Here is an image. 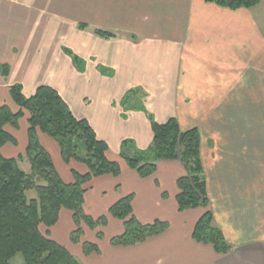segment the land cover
Instances as JSON below:
<instances>
[{
  "label": "crops",
  "instance_id": "0c3cea01",
  "mask_svg": "<svg viewBox=\"0 0 264 264\" xmlns=\"http://www.w3.org/2000/svg\"><path fill=\"white\" fill-rule=\"evenodd\" d=\"M97 29L116 38L103 39ZM65 49L85 62L83 71ZM4 64L10 73L4 78L0 71V104L19 110L10 95L14 85L28 98L41 86L52 87L120 164L119 177L90 183L84 206L89 216H108L114 204L133 195L140 223L168 224L143 243L113 246L125 227L108 217L101 240L98 231L84 228L83 241L99 249L90 256L71 241L76 226L69 210L61 211L54 227L42 226L43 234L82 264H264V0L236 11L205 0H0V67ZM132 88L145 92L158 123L176 118L183 132L200 131L210 210L230 254L194 240L204 210L179 211L178 180L187 174L180 161H160L155 176L143 179L121 159L125 140L140 150L154 140L144 112L124 117L120 102ZM28 128L25 117L19 131L9 129L17 146L2 150L6 158L23 155L19 165L25 162ZM38 137L64 183H74L73 172L88 173L83 164L64 163L51 138L40 132ZM11 264L27 263L18 254Z\"/></svg>",
  "mask_w": 264,
  "mask_h": 264
},
{
  "label": "trees",
  "instance_id": "16d2710c",
  "mask_svg": "<svg viewBox=\"0 0 264 264\" xmlns=\"http://www.w3.org/2000/svg\"><path fill=\"white\" fill-rule=\"evenodd\" d=\"M208 3L236 11L251 9L261 0H205ZM80 30L87 25L80 24ZM95 34L111 40L116 36L97 29ZM136 39L135 37H133ZM64 52L71 57L76 69L83 71L85 62L71 50ZM7 78L10 67H0ZM101 73L107 74L102 68ZM10 95L18 107L13 112L8 105L0 104V264H11L18 254L23 255L27 264H82L66 248L41 232V227H54L62 210L73 213L75 230L71 234L74 244L82 245L85 256L97 253L98 246L83 241L84 227L98 231L103 239L102 229L108 225V217L124 223L125 233L111 240L113 246L131 247L163 234L168 224L155 221L140 223L133 213V195L114 204L108 216L94 219L85 211V197L90 183L103 176L119 177L121 166L109 159V146L98 138L91 124L78 119L61 94L49 86H41L35 95L26 97L21 85L10 88ZM146 94L140 88L130 89L120 102L124 117L131 111L144 112L153 129V145L140 150L133 140H125L121 146V159L143 179L155 176L160 161H180L186 176L178 180V208L181 213L203 209L204 214L197 223L193 238L199 243L211 245L220 255H228L231 247L223 232L214 224L210 201L206 192V178L201 161V135L197 128L183 132L178 120L171 118L164 124L158 123L145 104ZM27 117L28 158L32 172L25 173L19 165L23 155L6 158L2 150L7 145L17 146V140L9 129L20 130V122ZM51 138L60 148L64 163H80L86 166L85 175L73 172L74 183L66 184L58 174L50 153L40 143L38 133ZM41 181V184H39ZM36 191L37 199L29 200L27 193Z\"/></svg>",
  "mask_w": 264,
  "mask_h": 264
},
{
  "label": "rangeland",
  "instance_id": "374dc122",
  "mask_svg": "<svg viewBox=\"0 0 264 264\" xmlns=\"http://www.w3.org/2000/svg\"><path fill=\"white\" fill-rule=\"evenodd\" d=\"M100 71H102V68L99 69ZM13 131V130H12ZM21 136H23L26 140H27V137H26V133H23L21 134ZM20 168L27 174H31L32 172V169H31V164L28 160L27 157H25V162L21 163L20 164ZM39 184H41V181H39ZM27 196H28V199L29 200H32V199H37V193L36 191H30L27 193ZM85 228V227H84ZM87 228V227H86ZM85 228V229H86Z\"/></svg>",
  "mask_w": 264,
  "mask_h": 264
}]
</instances>
